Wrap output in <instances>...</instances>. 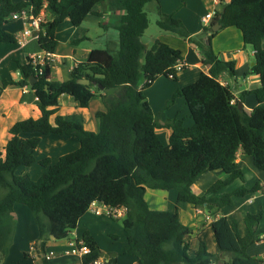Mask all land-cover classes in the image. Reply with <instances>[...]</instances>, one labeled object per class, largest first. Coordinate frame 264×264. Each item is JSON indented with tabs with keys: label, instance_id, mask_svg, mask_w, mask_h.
<instances>
[{
	"label": "trees",
	"instance_id": "trees-1",
	"mask_svg": "<svg viewBox=\"0 0 264 264\" xmlns=\"http://www.w3.org/2000/svg\"><path fill=\"white\" fill-rule=\"evenodd\" d=\"M152 1L157 0H0V43L16 42L15 35L4 28L11 14L25 9L36 16L46 6L52 15L41 22L37 39L41 50L51 53L57 43L55 29L65 19L79 26L88 14H96L93 8L102 3L111 11H120L113 23L118 32L116 52L91 49L85 60L73 65L67 80H54L49 65L39 74V65L28 56L23 64H17L21 78L4 80L0 85L1 89L11 84L29 86L40 111L37 117L16 120L0 147V262L11 245L15 204L31 211L37 230L32 247L43 252L42 264H50L44 253L47 240L69 238L90 204L99 202L124 209L121 225L126 243L120 253L136 257L137 264H264V256L246 252L258 239L254 226L262 210L243 217V235L237 222L222 214L224 207L233 205L234 196L262 190L260 184L240 185L217 194L235 179L243 181L238 155L251 156L254 166L264 170V0H219L221 8L209 26L195 35L173 12L163 13L157 7L159 29L194 42L201 63L209 67L208 73L201 72L195 81L174 93L184 99L190 124L182 117L158 122L144 93L156 77L177 79L185 66L180 50L157 38L149 46L142 42L148 26L144 7ZM215 22L220 28L240 30L243 43L253 49V64L243 74H256L260 79L258 87L243 91L257 99L250 111L237 107L231 85L220 80L223 74L234 78L235 67L233 60L219 58L211 47V38L218 31L210 29ZM30 76L35 77L32 84ZM78 79H87L88 84ZM62 95L71 96L79 107H87L99 95L104 110L95 113L98 130H87L82 123L61 115ZM161 127L169 130L167 143L157 133ZM49 134L73 136L78 147L54 162L48 156L37 159L40 135ZM35 163L44 170L32 179L25 168ZM214 170L222 171L225 177L196 194L193 182ZM146 188L175 190L177 202L213 216L209 225L217 252H210L201 239L191 252L193 230L182 222L178 208H150ZM75 244L88 249L81 255L82 264L101 257L89 230H84ZM103 259L105 264H115L117 258Z\"/></svg>",
	"mask_w": 264,
	"mask_h": 264
},
{
	"label": "crops",
	"instance_id": "crops-1",
	"mask_svg": "<svg viewBox=\"0 0 264 264\" xmlns=\"http://www.w3.org/2000/svg\"><path fill=\"white\" fill-rule=\"evenodd\" d=\"M12 1L16 2L18 0H12ZM200 1L203 3L205 11H203L204 9H202V11L200 12L196 11L195 20L197 21L196 23L197 27H194L193 29H190L188 27L186 28L191 35H195L201 32L202 28L204 27L201 22V17L205 13L210 11L209 6H212V11L221 8L219 0H200ZM187 2L188 0H157V1H152L153 3L152 7H154L156 10L158 7V10L163 13L173 12L176 17L181 19V21L185 26L186 21L184 15L181 14V7H185L187 5ZM93 11H95L96 14H88L85 17V19L91 17V15H93V18H95L96 21L98 22H102L101 18L102 20L106 19L107 21L105 23L104 21L102 22V24L99 23L100 25L104 26V28H108L110 26L113 27V23L116 19V15L120 13V11H111L108 5L105 3L97 4L93 8ZM43 12L46 16V19L50 18L52 15L51 11L46 6L44 7ZM63 23H65V21ZM25 25H26V20L20 17L14 19L13 21L11 19L8 23L4 25V28L7 31L16 35L22 31ZM76 27L79 26H73V25L71 26L70 23V24H64V26L62 27L59 24L55 29V39L57 43L55 50L53 52L54 54L53 61L50 65V68H51V76L55 77L58 80H67L70 77V70L73 67V65L79 61L85 60L88 52L90 51V49L89 50L87 49L84 51L83 54L79 55L81 56V58L77 57L78 56L77 48L73 46L75 45L76 42V40L74 39L75 33L77 31L75 30ZM61 29H63L64 31H68V34L64 41H62L59 37V32L61 31ZM217 30H216L217 32L211 38V47L213 51L219 56V58L223 60H233L235 67L234 78L229 77L227 74H223L220 77V80L222 83H229L231 85L236 101L237 102L240 101L242 103L243 109L250 111L257 104V99L253 93H249V92L243 93V91L251 90L253 88L258 87L260 85V79L256 74H248L246 76L243 74L247 72L250 66L252 65L253 49L251 46L249 45L247 46L243 43L241 32L237 28L225 27V28H218ZM154 38H157L167 43L171 47L180 50L183 56V60L181 61V63H183L185 66L184 68H181L177 73V80L182 81L184 83H181L180 87H176L174 89L175 92L177 89L184 86V84H189L195 81L201 72L208 73L209 67L201 63L200 51L194 42L188 41L186 39H182L173 34H162L160 32H157ZM116 40L118 44V32L116 35ZM144 44L146 46H149V43H144ZM262 45L264 46V39L262 40ZM41 51L42 50L38 44L37 37H31L23 45H19L16 42L0 43V85L3 84L4 80H11V79L15 81L19 80L21 76L17 70V64L18 63L23 64L28 56H30L31 54L39 53ZM3 69L4 71H2ZM12 74H14L15 77H12ZM156 83L157 80L153 81L149 89H154L153 87L155 86ZM163 83L165 84V79ZM169 83L172 82L169 81ZM161 91L158 94L159 97L161 96ZM145 96L149 102V97L147 93L145 94ZM68 97L72 98L69 95H67L66 97H64L63 95L59 97L60 114L69 119H73L75 121L82 123L83 127L87 130L97 131L99 125H98V120L95 117V113L98 110H104V105L99 95H96L89 101L88 104L89 107L91 101L92 102L94 101L95 103V105L92 108L91 114L87 113V107H79L77 106V103L75 101L74 104L70 103V99ZM63 99L67 100L68 102L62 101ZM187 109H188L187 105L185 104V108H183V111H181V114L184 115V118L188 117L189 111ZM39 114L40 111L37 106V97L29 86L26 85L19 86V85L11 84V85H6L2 89L0 88V147L6 143L10 135L8 133V128L16 120L24 119L29 116L37 117L39 116ZM163 116L166 117L167 114L164 113L162 115V120H164ZM175 117H178V115H176ZM165 120H167V118ZM160 129H157V133L159 132L158 130ZM64 136L70 137V135H64ZM43 157L46 156H42L41 158ZM237 162H238V166L241 168L243 172V177H244L243 181L239 179H235L230 184L220 189L217 192V194H222L224 192L232 191L240 185L251 187L257 182L260 184L262 190H259L253 194H247L242 197L234 196L233 205L224 207L222 210V214L225 215L229 220H235L237 222L240 234L243 235L246 232V227L243 222V217L247 213L255 214L259 209L262 210V217L258 222V224L254 226L255 235L258 236V239L254 242V244H251L246 249V252L249 255L263 257L264 256V170L258 169L254 166L253 159L251 156L238 155ZM224 177L225 174L220 170L207 171L201 174L193 182L192 190L196 194H202L212 182H214L218 178H224ZM147 190H153V189L146 188L145 199L148 192ZM154 190H161V189H154ZM162 191L165 192H163L162 194H160L159 192H157L156 194H152L154 202H164V200H167L165 197L166 190H162ZM167 193H169V191H167ZM173 196H175L176 199V192L175 194H173ZM167 197H169V194ZM146 201L148 203L147 199ZM100 207H101V203L98 202L94 203L93 208H100ZM149 207L153 209H172V208L164 207L163 204L155 205V206L149 205ZM175 207L178 208L180 219L187 218L186 221L188 222L187 225L190 226L193 230V235L192 238L190 239L191 252H193L197 248L198 241L200 239L203 240L202 239L203 233L207 229L212 230L209 224L214 219V217L211 216L209 213L205 214L204 213L205 211L203 212L200 208L194 209L189 204L183 202H177V205H175ZM88 209L91 213L93 212L91 207H89ZM17 210L21 214H25L26 216L25 220L27 223L26 229L23 230L25 232L24 233L25 236L23 239L20 240H16L17 218L15 215L16 213L15 211ZM90 214L87 215V212H85V214H83L79 218L76 227L69 234L70 238L61 241H57L56 239L53 238L47 240L44 248L45 250L44 253L50 264L51 263L52 264H82L81 254L73 253L71 252V249L76 247L75 240L81 237L84 230L90 231V233L96 240L101 252L104 253L111 251L110 248L103 249L102 245L99 242V238L95 233V230H98V226H100L99 224L101 223L105 224L107 222L105 223L99 222L98 220H96L94 216H91ZM13 216L15 219V228L13 232L11 245L9 247V251L7 256L5 257L4 262L10 258L12 249L14 248L15 245H17L19 251H21L26 258L31 259L33 263L42 264L41 256L44 255L43 252H41V249L39 248L36 249L32 247L37 239V230L31 220L29 213L22 206L16 205L14 207ZM93 223L95 224L94 227H92ZM122 235H123V229H122ZM125 243H126V239L124 237V243H122V245L119 247L120 251L118 252H121ZM207 249L213 253L217 252L218 250L217 245L216 248L210 249L207 247ZM118 252L115 255L117 258L115 264H124V263L137 264L136 257L124 255V257L126 258H121L118 255Z\"/></svg>",
	"mask_w": 264,
	"mask_h": 264
},
{
	"label": "rangeland",
	"instance_id": "rangeland-1",
	"mask_svg": "<svg viewBox=\"0 0 264 264\" xmlns=\"http://www.w3.org/2000/svg\"><path fill=\"white\" fill-rule=\"evenodd\" d=\"M152 4H153L152 2L147 3L144 7L145 11L147 12L148 26L145 29L141 37L142 42L149 43V45L151 44V41L155 37L157 32H160L162 34H170L168 32H164L160 30L159 27L157 26L156 21L158 19V12L154 7H152L153 6ZM209 8H210L209 10L212 11V6H209ZM202 9H204V5L200 0L198 1L188 0L187 5L185 7H181V14L184 15L186 25H187V26L185 25V28L188 27L190 29H193L194 27H197L196 25L197 21L195 20L196 11L200 12L202 11ZM203 11H205V9ZM64 21L65 23H63ZM64 21L60 23L62 27L64 26V24H70V21L68 19H65ZM101 21L102 22L104 21L105 23L107 20L106 19L102 20L101 18ZM75 30H77L74 36V39L76 40V42H75V45L73 46L77 48V51H78L77 57L79 58H81V56L79 55L83 54L84 51L87 49L88 50L89 49L90 50L91 49H107L111 52H116V50L118 49V44L116 40L117 30L111 26L108 28H104V26L100 25L99 22L96 21L95 18H93V15H91V17L84 19L82 23L79 25V27H76ZM67 34H68V31H64L63 29H61V31L59 32L60 39L64 41L66 39ZM2 71H4V69ZM12 77H15L14 74H12ZM164 79H165V84L163 83ZM155 80H157V83L153 87L154 89H149L151 87V85H149L148 87L145 88L146 90L145 92L147 93L149 97L150 106L155 115L156 120L158 122H164L166 121L165 120L166 118L167 120L172 119V117H175L176 115H178V118L180 117L184 118V115L181 114V111H183V108H185V101L182 97L173 95V93L175 92L174 89L176 87H180L181 83H184V82L179 81L177 79H168L164 75H160L156 77L154 81ZM166 80H169L172 83H169V81H166ZM160 91H161V96L159 97L158 94ZM63 96L66 97L67 95H63ZM68 98L70 99V103L74 104V100L70 97ZM62 101L68 102L65 99H63ZM94 105H95L94 101L93 102L91 101L90 107L89 105L87 106L88 114H91V111ZM59 113H60V110H59ZM164 113H166L167 116L166 117L163 116L164 120H162V115ZM185 119H186L187 124L192 123V119L190 117L189 118L187 117ZM158 131H159L158 135L160 139L164 143H167L169 130L166 127H161V129ZM40 138H41V142L37 148V153H36V157H38V159H40L42 156H49L51 160L54 162L57 160L59 156H61L62 154L68 153L70 151H73L78 146L77 140L75 139V137H72V136L69 137V136H64V135L49 134V135H43V136L40 135ZM43 170L44 168L41 167L38 163L33 164L31 167L25 168V171L29 172L32 179L37 178ZM147 191L148 192L146 195V199L148 200V204L150 206L163 204L164 207L166 208L174 209L175 205H177L175 196H173V194H175V190H169V193H167L166 191L165 197L167 200H164V202H154L152 194H156L157 192L162 194L165 191L154 190V189L147 190ZM168 194H169V197H167ZM16 205L22 206L25 210H27L35 226L31 211L23 204L18 203V204H15V206ZM202 211L204 212V210ZM15 212H16L15 215L17 218L16 240H20V239H23L25 236L24 235L25 232L23 230L26 229V225H27L26 220H25L26 216L25 214H21L18 210ZM86 212H87V215L91 213L89 209ZM204 213L206 214L207 212L205 211ZM90 215L94 216L96 220H98L99 222H103V223L107 222L105 224H102V223L99 224L100 226H98V230H95V233L98 236L99 242L102 245L103 249H109V248L111 249V251L104 252V253L108 256H110L112 253L116 254L118 251H120L119 247L122 245V243H124V237H123L124 235H122L121 216L114 217V218L106 214H102L98 216L94 214L93 212ZM183 219L181 218V220L185 224H188V222H186L187 218H183ZM94 225L95 224L93 223L92 227H94ZM202 237H203L202 239L205 241L206 246L208 248L210 249L216 248L212 230L207 229L203 233ZM69 238H70V235H69ZM66 239L67 238L59 239V240L56 239V240L61 241V240H66ZM118 255L121 258H126L120 252H118ZM4 260H2L0 264H39V263H33L31 259L26 258L24 254L21 251H19V248L17 247V245H15L14 248L12 249L10 258L6 260L5 262Z\"/></svg>",
	"mask_w": 264,
	"mask_h": 264
},
{
	"label": "built area",
	"instance_id": "built-area-1",
	"mask_svg": "<svg viewBox=\"0 0 264 264\" xmlns=\"http://www.w3.org/2000/svg\"><path fill=\"white\" fill-rule=\"evenodd\" d=\"M216 11H217V9L210 11V12H207L201 17V22H202L204 27L209 26L211 19L216 14ZM20 17H22L26 20V25L19 34L15 35V39H16V43H18L19 45H23L31 37H38V32L40 30V24H41V22H45L47 19H46V16H45L43 10H41L39 12V14L36 16L30 14L25 9L21 10L20 12H16V13L11 14L12 20L20 18ZM53 55L54 54L51 52L41 51V52L36 53V54H31L29 57H30L31 62L33 64L39 65L38 73L41 74L43 66H45V65L50 66L51 65V63L53 61ZM177 69H180L179 64L177 65ZM94 203H96V202H92L89 207H91L92 211L96 215L106 214V215L113 216V217H120L124 211L123 208H111V207L106 206L102 203H101L100 208H93ZM87 251H88V249L85 246H81L79 248L74 247L71 249V252L79 253L81 255L86 253ZM90 264H105V260L102 257H100V258L93 260ZM211 264H215V263L212 262Z\"/></svg>",
	"mask_w": 264,
	"mask_h": 264
},
{
	"label": "water",
	"instance_id": "water-1",
	"mask_svg": "<svg viewBox=\"0 0 264 264\" xmlns=\"http://www.w3.org/2000/svg\"><path fill=\"white\" fill-rule=\"evenodd\" d=\"M223 10V9H222ZM218 28H220V24L218 22H215L214 25L210 28L211 30H217ZM253 64V62H252ZM53 79L55 80L56 78L53 77ZM35 81V77L34 76H30L29 77V83L32 84ZM77 82L82 83V84H88V80L87 79H78ZM237 107L239 109H242V103L240 101L237 102ZM115 253H112L110 256H115ZM100 256L107 259L110 256L106 255L105 253L101 252Z\"/></svg>",
	"mask_w": 264,
	"mask_h": 264
}]
</instances>
